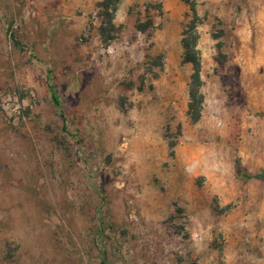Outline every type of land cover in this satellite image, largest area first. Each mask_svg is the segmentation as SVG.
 <instances>
[{
    "label": "rangeland",
    "instance_id": "obj_1",
    "mask_svg": "<svg viewBox=\"0 0 264 264\" xmlns=\"http://www.w3.org/2000/svg\"><path fill=\"white\" fill-rule=\"evenodd\" d=\"M100 1L0 0V264H264V0Z\"/></svg>",
    "mask_w": 264,
    "mask_h": 264
},
{
    "label": "trees",
    "instance_id": "obj_2",
    "mask_svg": "<svg viewBox=\"0 0 264 264\" xmlns=\"http://www.w3.org/2000/svg\"><path fill=\"white\" fill-rule=\"evenodd\" d=\"M119 0H102L97 6L102 10L103 15L106 18L105 24L109 26V28H113L112 18L117 9ZM189 10L192 13V17L188 23L185 24V28L182 32V46H183V60L191 64L192 72L190 74V83H189V102H188V114L193 121H197L200 118L202 111V103H203V94L200 91L202 80L200 78L201 71V61H200V53L197 49V40L198 33L196 31L197 23H198V15L196 13L194 2H188ZM107 31V28H101V37L104 42L109 41L112 36H110ZM48 89L51 96V102L55 107L60 105V100L54 87L52 85H48ZM235 171L239 175H244L247 178L260 177L261 175L255 174H244L241 166L238 162L235 164Z\"/></svg>",
    "mask_w": 264,
    "mask_h": 264
},
{
    "label": "built area",
    "instance_id": "obj_3",
    "mask_svg": "<svg viewBox=\"0 0 264 264\" xmlns=\"http://www.w3.org/2000/svg\"><path fill=\"white\" fill-rule=\"evenodd\" d=\"M21 113H22L21 107L20 106H16L14 108V111L11 114V116L13 117L12 119H14V118L18 119L19 117H21Z\"/></svg>",
    "mask_w": 264,
    "mask_h": 264
}]
</instances>
